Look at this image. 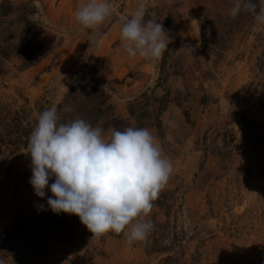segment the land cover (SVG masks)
<instances>
[{
  "label": "rangeland",
  "instance_id": "1",
  "mask_svg": "<svg viewBox=\"0 0 264 264\" xmlns=\"http://www.w3.org/2000/svg\"><path fill=\"white\" fill-rule=\"evenodd\" d=\"M84 2L0 0V259L264 264V25L231 17L233 0H110L93 30L75 19ZM138 7L168 32L158 59L124 50ZM53 105L60 123L84 119L105 136L146 127L170 159L145 241L93 237L77 215L47 207L50 191L34 193L29 137Z\"/></svg>",
  "mask_w": 264,
  "mask_h": 264
},
{
  "label": "clouds",
  "instance_id": "2",
  "mask_svg": "<svg viewBox=\"0 0 264 264\" xmlns=\"http://www.w3.org/2000/svg\"><path fill=\"white\" fill-rule=\"evenodd\" d=\"M112 8L110 0H85L75 19L95 30L112 15ZM241 12L264 25V0H233L230 16ZM147 15L138 7L122 26L120 39L129 57L154 60L168 48V32ZM59 119L55 105L45 109L30 134L29 183L34 193L44 198L50 191L47 207L55 214L77 215L93 237L113 232L123 233L129 244L145 241L153 231L146 218L173 173L155 137L146 127L132 126L105 136L84 119ZM38 210H46L45 205Z\"/></svg>",
  "mask_w": 264,
  "mask_h": 264
},
{
  "label": "trees",
  "instance_id": "3",
  "mask_svg": "<svg viewBox=\"0 0 264 264\" xmlns=\"http://www.w3.org/2000/svg\"><path fill=\"white\" fill-rule=\"evenodd\" d=\"M31 23H33V22H31ZM31 64H32V61H30V62L27 63V65H31Z\"/></svg>",
  "mask_w": 264,
  "mask_h": 264
}]
</instances>
